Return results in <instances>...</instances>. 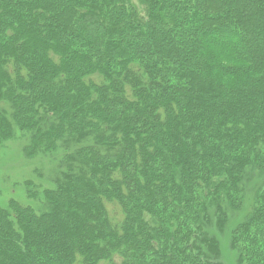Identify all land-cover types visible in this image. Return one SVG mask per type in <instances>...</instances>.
Listing matches in <instances>:
<instances>
[{
    "label": "trees",
    "instance_id": "obj_1",
    "mask_svg": "<svg viewBox=\"0 0 264 264\" xmlns=\"http://www.w3.org/2000/svg\"><path fill=\"white\" fill-rule=\"evenodd\" d=\"M142 4L0 0V264H264V0Z\"/></svg>",
    "mask_w": 264,
    "mask_h": 264
},
{
    "label": "rangeland",
    "instance_id": "obj_2",
    "mask_svg": "<svg viewBox=\"0 0 264 264\" xmlns=\"http://www.w3.org/2000/svg\"><path fill=\"white\" fill-rule=\"evenodd\" d=\"M127 3L142 11L144 4L142 0H126ZM43 156L36 158H26L23 153V144L21 139L9 140L0 146V202L12 195L16 199L22 200L21 192L22 182L30 176H35L33 171L36 168H42L41 163L46 167L44 172H48L47 163H44ZM24 199V197H23ZM220 245L222 250V260L224 264H236L235 253L231 250L228 243V229L220 235Z\"/></svg>",
    "mask_w": 264,
    "mask_h": 264
}]
</instances>
